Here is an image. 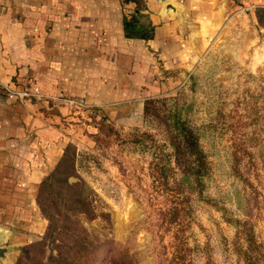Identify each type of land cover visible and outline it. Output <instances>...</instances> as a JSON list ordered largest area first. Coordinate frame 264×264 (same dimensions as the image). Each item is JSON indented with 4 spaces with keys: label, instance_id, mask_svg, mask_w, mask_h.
I'll return each mask as SVG.
<instances>
[{
    "label": "rangeland",
    "instance_id": "374dc122",
    "mask_svg": "<svg viewBox=\"0 0 264 264\" xmlns=\"http://www.w3.org/2000/svg\"><path fill=\"white\" fill-rule=\"evenodd\" d=\"M138 124L82 119L45 179L47 228L13 264H264V10L236 13L187 85ZM206 156L204 185L177 158L169 111Z\"/></svg>",
    "mask_w": 264,
    "mask_h": 264
},
{
    "label": "crops",
    "instance_id": "0c3cea01",
    "mask_svg": "<svg viewBox=\"0 0 264 264\" xmlns=\"http://www.w3.org/2000/svg\"><path fill=\"white\" fill-rule=\"evenodd\" d=\"M139 7L149 39L125 35ZM258 9L264 0H0V264L46 231L41 186L91 127L66 99L138 124L147 100L187 85L232 16Z\"/></svg>",
    "mask_w": 264,
    "mask_h": 264
},
{
    "label": "trees",
    "instance_id": "16d2710c",
    "mask_svg": "<svg viewBox=\"0 0 264 264\" xmlns=\"http://www.w3.org/2000/svg\"><path fill=\"white\" fill-rule=\"evenodd\" d=\"M124 31L125 35L129 38L149 39L153 36L154 27L143 22V14L139 7L137 11L125 17ZM157 102L158 100H155V98L147 100L145 102L144 113H148L150 108ZM168 117L172 119L170 126L174 132V136L171 138V145L175 156L179 158L181 153H190L194 157L196 164L192 169L185 171L182 178L189 190L195 187H201L204 185L207 164L206 156L198 137L190 128L187 121L181 118L178 111H169Z\"/></svg>",
    "mask_w": 264,
    "mask_h": 264
},
{
    "label": "built area",
    "instance_id": "2783aa9c",
    "mask_svg": "<svg viewBox=\"0 0 264 264\" xmlns=\"http://www.w3.org/2000/svg\"><path fill=\"white\" fill-rule=\"evenodd\" d=\"M6 93L9 97H19V98H26L32 96H40L37 92H30V91H16L9 87H5ZM65 102L69 105L76 106L77 115L81 112H87L91 117H96L98 119L101 118V113L98 109L92 108L88 106L83 100H75V99H66Z\"/></svg>",
    "mask_w": 264,
    "mask_h": 264
},
{
    "label": "water",
    "instance_id": "95a60500",
    "mask_svg": "<svg viewBox=\"0 0 264 264\" xmlns=\"http://www.w3.org/2000/svg\"><path fill=\"white\" fill-rule=\"evenodd\" d=\"M163 1H166V0H163ZM167 8L169 9V8H172L173 10L175 9V6H173V4H169L168 6H167ZM4 248H0V256H4L5 255V253H4Z\"/></svg>",
    "mask_w": 264,
    "mask_h": 264
}]
</instances>
